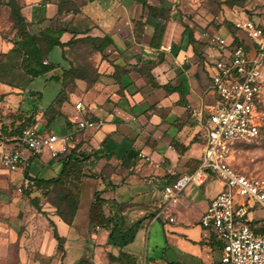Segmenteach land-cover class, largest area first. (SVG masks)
Returning a JSON list of instances; mask_svg holds the SVG:
<instances>
[{"label":"crops","instance_id":"obj_1","mask_svg":"<svg viewBox=\"0 0 264 264\" xmlns=\"http://www.w3.org/2000/svg\"><path fill=\"white\" fill-rule=\"evenodd\" d=\"M9 1L0 0V72L25 73L31 77V80L33 76L27 74L22 67L21 58L12 54L6 55L13 47L17 35ZM144 1L17 0L22 6L23 15L30 23L29 29L40 31L46 27H68L69 30L61 35L62 41H68L73 36L70 30L75 27L80 32L78 36L109 35L112 43L103 51H95L96 74L93 80L75 78L70 83L80 90L79 95H73L74 91L67 88L69 83L63 82L62 76H55L62 84L61 91L47 106L30 102L32 98H43L44 93L41 90L28 88L29 83L18 78L20 75L15 78L0 79V132L3 124L8 131H13L27 119L28 125L35 126L40 131L57 133L53 131L54 126L60 127L64 131L63 134L69 136L70 146H77L78 149L83 150L86 147L91 149V152H95L88 160L86 170L108 176L116 185L127 183L133 177L139 178L140 173L145 175L144 178H140L141 180L161 176L169 183L179 175L191 171L195 164H187V162L199 158L200 154L193 150L196 141L193 138L197 130L191 132L192 119L188 116L192 110L195 111L193 113L195 115L198 109L207 105L208 95L215 99L210 77L212 68L209 65L212 59L203 56L206 49V40L202 38L203 32L195 29L192 23L183 24L179 19L174 18V14H170L169 24L161 43L172 44V49L161 50L159 47H152L150 40L156 19L149 15V8ZM146 1L151 3L149 0ZM151 4L162 5V3ZM60 7H63L62 11ZM80 24H83V27ZM191 35L194 40L190 39ZM46 60L51 62L48 56ZM151 61L156 62L150 70L154 80L161 84V87L152 86L151 83L154 81L151 82L148 77H146L148 82L144 80L146 75L143 76L142 68L149 69ZM66 68L69 67H62V71ZM53 70L55 69L51 71ZM141 81H145L146 84L143 88ZM150 88L155 90L152 92ZM154 92L157 96L153 95ZM29 93L31 96L28 95ZM60 98L63 100L59 101ZM79 100L85 104L83 112L85 116L102 118L104 124L99 128L80 132L82 129L78 128L76 121L83 114L75 109V102ZM50 116L52 118L48 122ZM121 120H126V124L131 127V134L118 132V121ZM1 137L6 138L11 146H19L25 162L16 170H10L0 160V213L17 206L9 202L12 197L21 198L16 192L12 193L13 187L22 185L26 179H30L32 183L34 176L57 175L63 162L61 156L52 158L48 152L35 154L27 147L19 145L20 133ZM176 144L187 145L188 149L180 153L176 149ZM139 152L148 154L152 162L137 164L135 159L139 158L137 156ZM121 161L129 163L117 164ZM134 161L136 164H133ZM182 162L185 164H179ZM139 167L141 170L144 169V174L139 172ZM47 172L52 175H48ZM87 177L90 176H84L82 179L81 194L83 182ZM221 188L222 183L219 180L216 191L215 189L206 191L199 201L194 199L199 196L198 192L194 191L190 202L186 200L178 202L176 204L178 213L168 212L169 216L172 215L175 219L168 218V221H161L152 243L144 233L148 232L153 221L159 220L160 216L145 219L135 240L124 249L135 254L140 264H143V260L144 264H218L214 260L213 237H209L208 230H204L200 224L193 223L195 221L198 223L211 198ZM35 192L32 191L31 195ZM81 194L72 224L64 221L57 211L53 210L49 214L56 223L59 233L65 237L63 261L68 264H78L83 256L84 238L77 227L82 203ZM106 198L111 202L115 200L124 203L122 212L126 218L127 214H135L138 211L136 213L138 219L150 211L141 206L138 209L132 208L130 204L138 202L133 199L123 200L118 196ZM28 199L30 201L29 197ZM111 202L106 205L107 212L115 210L116 202ZM196 203H199V208L196 207ZM158 205L160 210L162 207ZM34 212L36 218L48 222L42 212L36 210ZM4 229L9 234L10 240L17 244V254L20 250L19 256L22 260L20 264H27V253L23 247L25 236H19L15 226ZM99 230L103 240L107 242L108 230L103 227ZM42 231L43 237L46 238L43 249L49 250L51 254L55 253L58 249V240L53 235V228H48L46 225ZM145 242L149 252L143 259Z\"/></svg>","mask_w":264,"mask_h":264},{"label":"built area","instance_id":"obj_2","mask_svg":"<svg viewBox=\"0 0 264 264\" xmlns=\"http://www.w3.org/2000/svg\"><path fill=\"white\" fill-rule=\"evenodd\" d=\"M242 12L230 18L237 29L238 43H233L235 37L230 32L226 35L218 31L205 33L204 51L206 57L212 59L210 77L216 103L203 105L195 113L206 139L199 166L167 183L163 200L167 204L175 202L190 182L203 183L207 178L205 171L211 170L219 176L222 188L211 198L201 223L218 234L221 261L224 264H264V216L257 218L254 214L257 207L264 210V178L248 176L231 163L238 144L255 139L264 122V15ZM159 49L171 50L172 44H161ZM75 109L83 114L84 102H75ZM76 122L79 129H95L104 124V119L83 114ZM19 145L35 154L48 152L52 158L70 149L68 135L40 131L32 125L22 129ZM138 157L152 162L146 153L139 152ZM0 160L8 169L16 170L23 165L25 157L19 146H11L0 136ZM30 184L31 180L26 179L18 186V191L23 192ZM160 212H165V207L155 218ZM169 218L175 219L172 215ZM100 227L99 224L93 227L94 238Z\"/></svg>","mask_w":264,"mask_h":264},{"label":"rangeland","instance_id":"obj_3","mask_svg":"<svg viewBox=\"0 0 264 264\" xmlns=\"http://www.w3.org/2000/svg\"><path fill=\"white\" fill-rule=\"evenodd\" d=\"M151 3H162L165 4L167 7L171 8L170 14H174L175 19H179L180 22L183 24H193V27L200 32H203V39H206V32H213L218 31L222 34L228 33L232 30L231 19L234 18L236 15H241L247 9L254 15L256 13L259 16L264 15V0H149ZM169 23H167L168 26ZM83 27V24H80ZM242 36H245L243 32H240ZM230 39V37H228ZM95 48L93 43L89 40L86 41H78L74 42L66 49L67 56L63 55V50L61 46H56L49 54L48 58L52 63L57 64V68L54 67L53 71L49 70L43 74L31 77L26 75L25 73H7V72H0V79H4L7 77H17L22 79L25 83L28 84V88L41 90L44 93L43 98L40 99H30L31 103H38L43 106L49 105L53 100V97L57 95L61 91L62 84L56 80L55 76H62V67H81L85 70L86 73L93 78L96 74L94 70V61H95ZM206 53L203 54V56ZM215 54H218L216 52ZM54 75V77H53ZM144 76V74H143ZM207 76V75H206ZM264 76V73H263ZM147 76H144V80L148 82ZM208 79V76L206 77ZM73 80L68 81L69 85L67 86L68 89L73 90V95H79L80 90L75 88L72 84H70ZM145 81H141V88L145 87ZM149 87V86H148ZM153 92L155 89L150 88ZM120 92V90H118ZM147 92V90H146ZM121 93V92H120ZM31 96V94H28ZM155 96L156 93L154 92ZM72 98H74L72 96ZM207 105L214 106L216 100L211 95H208L207 98ZM36 101V102H35ZM195 111L192 110L189 112V119H192L191 122V132L192 130H197L195 133V137L193 140H196L193 144V150L198 152L201 155V148L205 144V137L202 136L200 127L196 120V116L193 114ZM118 132L122 134H131L130 126L126 124V120L118 121ZM86 129L80 130L85 131ZM53 131H56L58 134L64 135V131L62 128L54 126ZM79 146V145H78ZM85 147V146H84ZM83 150V149H81ZM87 152H91V149H85ZM69 153V150L64 154H61L60 158H63L65 155ZM138 156V155H137ZM140 158H136L137 164H148L147 161L139 160ZM135 161L133 164H136ZM127 164L128 161H125ZM124 161H121L117 164H126ZM155 163V162H154ZM231 163L238 167L241 171H243L248 176H255V177H263L264 178V122L261 127L260 134L253 140L249 142H240L233 153ZM179 164H185L184 162ZM139 172L144 174V169L138 168ZM44 173V172H43ZM50 172H47V174ZM207 175V179L201 183L190 182L178 195L177 200L175 202H171L167 204L162 198V191L164 189L165 184L167 183L165 179L161 176H153L150 178H146L141 180L140 178H144L145 175H141L139 178H131L127 183L121 184H114L111 179L106 177L107 180H103L100 176H91L87 177L82 185V194H81V207L79 210V216L77 218V227L81 232L82 237L84 238L83 245V255L87 258L91 264H120L117 261H112L108 257V252L112 251L115 254L119 252L118 248L112 247L110 244L103 240L101 236L100 230L97 231V237L94 238L92 236L93 227L89 228L88 231V213L90 212V207L92 204V200L95 197V193L100 188H106L103 192L104 197H112L118 196L119 198L126 200V199H133L138 202L131 203L130 206L132 208H146L149 209V212H153L158 210L160 204V208L165 207V212H160L159 220L153 221L152 227L145 232V237H149V242L152 243L156 238V231L158 225L161 221H168L170 211L178 213L176 209V204L181 200H186L190 202L192 198V193L197 191L199 196L194 198L196 201H199L201 196L206 191L216 189L219 185V176L213 173L211 170L205 171ZM52 175V174H48ZM221 181V180H220ZM65 187L56 186L49 190H41L38 189L34 194H39L38 202L40 206V210L36 208L31 201H29L28 197L31 196L27 194L26 190L23 192L18 191V187L15 186L12 189V193L17 195H21V198L12 197L11 201L12 204L18 206L10 207V209L3 210L0 213V263L2 264H20V250H18L17 254V244L14 241L10 240L9 234L6 233L4 227H11L15 226L19 236L21 235L24 237V244L23 247L26 249V259L27 264H68L63 261V248H58L55 253L51 254L48 252L49 250L43 249V245L45 244V237H43L44 226H48V228H53L50 220V213L59 210L69 214V208L65 202ZM131 195V196H130ZM28 196V197H27ZM240 197V196H238ZM193 199V198H192ZM10 204V205H12ZM196 207L199 208V203H196ZM129 205V204H128ZM141 206V207H139ZM17 208V209H16ZM160 209V211L162 210ZM39 211L47 217V220L36 218V214L34 211ZM135 214H127V222H131L135 220L138 215ZM255 217H263L264 210L261 207H257L254 210ZM43 217V216H41ZM201 217L193 224H200L204 230H208L209 237H213V254L214 260L218 264H224L221 261V245L219 243V236L215 233L212 227L203 226L201 223ZM204 235H206L204 233ZM66 241V240H65ZM64 241V246L65 242ZM148 243V241H147ZM147 243L144 244L143 249V259L147 256ZM19 256V258H18ZM3 260V261H2ZM77 263V262H76ZM140 263V262H139ZM26 264V263H25ZM144 264V260H143Z\"/></svg>","mask_w":264,"mask_h":264},{"label":"trees","instance_id":"obj_4","mask_svg":"<svg viewBox=\"0 0 264 264\" xmlns=\"http://www.w3.org/2000/svg\"><path fill=\"white\" fill-rule=\"evenodd\" d=\"M9 4L12 10L11 12L14 20V27L17 29V35L13 47L6 53V55L12 54L15 57L21 58L20 63L29 75H40L55 67L54 63L49 61L45 63L44 60H46L48 54L56 46H62L64 48L63 54L66 57V49L74 42L89 40L93 43L95 50L98 51H103L109 44L112 43V38L109 35L78 36L80 32L75 27L70 30L71 32H73V36L68 41L61 40V35L65 31L69 30L68 27H46L40 31H34L32 29H29L30 23L21 11V4L17 2V0H10ZM144 4H146L149 8V15L156 19L154 31L150 40V45L152 47L158 48L162 43L167 23L170 18V8L163 4H151L146 0L144 1ZM62 10L63 7H60V11ZM78 10L79 9L77 8L76 11ZM231 24L232 30H230L229 32L235 37L233 43H238L239 36L237 35V29L233 26L232 22ZM190 39L194 40L192 35ZM155 64V61H151L149 69H146L147 67H143V74H145L151 82L154 81L151 83L152 86L161 87V84L154 80V76L152 75L150 70L153 66H155ZM94 77L90 78L88 73H86L85 70L79 66L66 68L62 73L63 82H68L70 80H74L75 78H89L93 80ZM61 100L63 99L60 98L59 101ZM51 118L52 116L49 117L48 122L51 121ZM29 119H31V117H29ZM27 120L23 121L22 124H20V127H17L13 131H8L7 127L3 124L1 127L0 136H12L15 133H20L21 135L20 131H22V129L29 124V120ZM105 141L106 139L104 140V142ZM182 145L183 146H179V144H176V149L180 153L188 149L187 145ZM94 154L95 152H87L86 150L78 149L77 146H70L69 153L62 158V167L57 175L51 177H32L33 182L26 189L27 194L31 196V203L40 210L38 202L39 194L31 195L32 191H37L38 189L49 190L56 186L65 187V202L69 208V214L59 210V207L57 208V212L64 219V221H66L68 224H72L79 207L81 183L83 177L88 175H98L102 177L103 180H107V176L92 172L90 173L86 170V164ZM199 163V158H193L190 160V162H187V164H195V167L191 171L197 168L199 166ZM26 174H28L27 171ZM105 189L106 188H100L95 193V197L92 201L89 213L90 227L99 224L101 227L108 230L109 233L107 243L112 247L119 249V252L117 254L112 251L108 252V257L110 260L117 261L120 264H140L138 262L137 256L125 250L124 247L135 240L138 231L142 227L143 221L145 219L153 218L159 210L153 212L148 211L143 216L128 223L126 215L122 212L123 208L125 207L124 203H120L114 200L112 201L116 202V205L114 206V212L111 210L109 212L106 211V205H108L111 201L109 200V198H106L102 195ZM48 219L53 225V235L58 240V248H64L65 237L59 233L54 220H52L51 218ZM78 264H91V262H89L85 255H83L79 259Z\"/></svg>","mask_w":264,"mask_h":264},{"label":"water","instance_id":"obj_5","mask_svg":"<svg viewBox=\"0 0 264 264\" xmlns=\"http://www.w3.org/2000/svg\"><path fill=\"white\" fill-rule=\"evenodd\" d=\"M246 12H249V10L247 9Z\"/></svg>","mask_w":264,"mask_h":264}]
</instances>
